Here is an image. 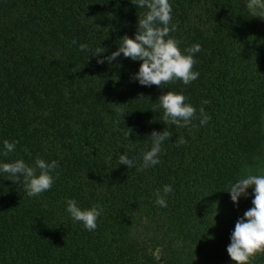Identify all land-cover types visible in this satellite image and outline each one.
<instances>
[{
	"label": "trees",
	"instance_id": "1",
	"mask_svg": "<svg viewBox=\"0 0 264 264\" xmlns=\"http://www.w3.org/2000/svg\"><path fill=\"white\" fill-rule=\"evenodd\" d=\"M169 2V35L182 51L201 46L188 85L141 86L130 79L139 61L98 64L78 50L87 43L106 56L131 38L144 11L131 0H0V141H16L0 161H57L52 187L32 198L0 175V264H234L226 247L252 192L234 205L225 191L264 169V18L246 0ZM166 91L211 122L164 124L156 101ZM164 128L172 134L158 165L118 164L131 147L138 166L150 133ZM165 184L173 191L161 208L153 193ZM68 198L103 207L94 231L70 219ZM249 264H264V252Z\"/></svg>",
	"mask_w": 264,
	"mask_h": 264
},
{
	"label": "clouds",
	"instance_id": "2",
	"mask_svg": "<svg viewBox=\"0 0 264 264\" xmlns=\"http://www.w3.org/2000/svg\"><path fill=\"white\" fill-rule=\"evenodd\" d=\"M131 3L136 8L144 10L137 16L135 32L131 38L126 34L120 37L116 50L106 56L103 55L106 49L101 46L90 49L87 43H80L77 46L78 50L91 51V56L98 57L96 61L98 64L105 61L111 63L121 55L132 61H139L138 70L131 74L130 79L141 86L160 87L161 84L177 80L183 85H188L196 80L199 72L193 70L194 54L201 50V46L194 43L182 51L179 47L180 41L169 35L170 32L175 31V25H170L172 7L169 0H131ZM245 8L252 16L264 18V0H246ZM71 43L77 42L72 40ZM156 102L162 110L161 120L164 124L191 130L196 127L192 122L197 118L200 126L211 122L203 107L199 108L197 117V109L186 102L182 92L166 91ZM207 103V100L201 101L202 105ZM129 131L125 133L126 138L129 136ZM171 134L166 128L160 132L153 130L146 141L150 147L140 153L138 166L134 155L129 158V153L133 150L131 147L118 155V164L125 165L128 169L135 167L137 172L158 165L162 145L169 140ZM175 143L180 146L186 141L183 136H178ZM15 145L16 141L10 142L8 139L0 141V156L12 153ZM56 167V160L45 161L40 157H36L32 165L23 159H15L12 162L0 161V175L13 183L20 182L24 194L32 198L52 187L54 182L52 173ZM249 188L252 192V207L236 220L229 237L230 243L226 247V252L234 264H249L250 257L264 252V169H260L258 174L248 173L237 178L228 185L225 192L235 205L241 197L248 195ZM172 191L170 184L154 190V204L161 208L167 207V198ZM64 205V211L70 219L78 222L87 231L95 230L97 218L104 211L98 203L82 208L75 199L71 198L65 199Z\"/></svg>",
	"mask_w": 264,
	"mask_h": 264
}]
</instances>
